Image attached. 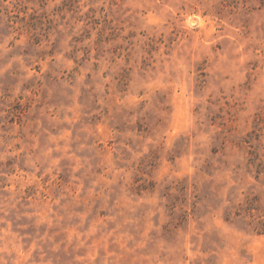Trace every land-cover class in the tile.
Returning <instances> with one entry per match:
<instances>
[{
  "label": "rangeland",
  "instance_id": "374dc122",
  "mask_svg": "<svg viewBox=\"0 0 264 264\" xmlns=\"http://www.w3.org/2000/svg\"><path fill=\"white\" fill-rule=\"evenodd\" d=\"M0 264H264V0H0Z\"/></svg>",
  "mask_w": 264,
  "mask_h": 264
}]
</instances>
